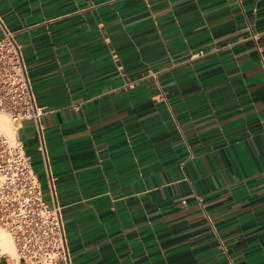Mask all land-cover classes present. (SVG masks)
<instances>
[{
  "label": "crops",
  "instance_id": "obj_1",
  "mask_svg": "<svg viewBox=\"0 0 264 264\" xmlns=\"http://www.w3.org/2000/svg\"><path fill=\"white\" fill-rule=\"evenodd\" d=\"M4 27L72 264H264V0H0Z\"/></svg>",
  "mask_w": 264,
  "mask_h": 264
},
{
  "label": "built area",
  "instance_id": "obj_2",
  "mask_svg": "<svg viewBox=\"0 0 264 264\" xmlns=\"http://www.w3.org/2000/svg\"><path fill=\"white\" fill-rule=\"evenodd\" d=\"M44 114L34 96L16 33L4 27L0 37V228L13 240L15 260L72 264L61 208L45 201L32 159L18 134L26 121H33L41 131ZM1 117L9 119L13 136L2 130ZM39 150L45 154L43 144Z\"/></svg>",
  "mask_w": 264,
  "mask_h": 264
},
{
  "label": "bare ground",
  "instance_id": "obj_3",
  "mask_svg": "<svg viewBox=\"0 0 264 264\" xmlns=\"http://www.w3.org/2000/svg\"><path fill=\"white\" fill-rule=\"evenodd\" d=\"M1 127L3 131H6L10 136H13L14 131L13 128L8 124L6 117H1ZM0 250L5 253H13L15 250L14 244L10 239L9 235L2 232L0 229Z\"/></svg>",
  "mask_w": 264,
  "mask_h": 264
},
{
  "label": "rangeland",
  "instance_id": "obj_4",
  "mask_svg": "<svg viewBox=\"0 0 264 264\" xmlns=\"http://www.w3.org/2000/svg\"><path fill=\"white\" fill-rule=\"evenodd\" d=\"M7 119V122H8V124H10V126L12 127V125H11V123H10V121H9V119L8 118H6ZM2 128V127H1ZM3 130V129H2ZM4 132H6V131H4ZM33 169H34V165H33ZM35 171V170H34ZM1 229V228H0ZM1 231L2 232H4V233H6L5 231H3L2 229H1ZM7 234V233H6ZM7 235H9V234H7ZM9 237H10V235H9ZM10 239L12 240V238L10 237ZM12 242H13V240H12ZM14 244V243H13ZM15 247V246H14ZM0 254H2L1 252H0ZM8 255H10V256H12V257H16V248H15V250H14V252L13 253H8Z\"/></svg>",
  "mask_w": 264,
  "mask_h": 264
}]
</instances>
